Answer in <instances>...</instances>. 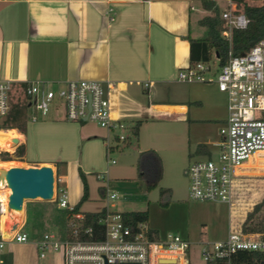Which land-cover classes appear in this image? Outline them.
I'll return each instance as SVG.
<instances>
[{"label":"crops","instance_id":"1","mask_svg":"<svg viewBox=\"0 0 264 264\" xmlns=\"http://www.w3.org/2000/svg\"><path fill=\"white\" fill-rule=\"evenodd\" d=\"M195 12L200 16L192 20ZM208 16L198 0H0V81H11L18 88L35 81L49 86L69 81L109 84L111 116L139 124L137 142L145 122L169 117L186 126L188 164L212 159L222 141L219 131L227 119V98L214 81H178L179 71L190 67L187 37L207 38L199 22ZM203 31L206 36H199ZM17 101L26 103L18 94L12 104ZM73 130L82 151L108 139L106 131L91 134L83 126ZM0 131H6L5 140H17L14 154L23 143V132ZM4 153L0 150V157ZM23 163L26 168L48 165L55 173L60 164ZM27 212L26 205L25 221ZM3 222L9 221L0 218V226ZM35 241L8 244L2 264H63L59 253L40 259Z\"/></svg>","mask_w":264,"mask_h":264},{"label":"built area","instance_id":"2","mask_svg":"<svg viewBox=\"0 0 264 264\" xmlns=\"http://www.w3.org/2000/svg\"><path fill=\"white\" fill-rule=\"evenodd\" d=\"M224 2L221 20L223 39L229 43L227 61L212 69L207 63H196L179 71L178 81L182 83H208L214 81L217 90L227 98V119L219 134L222 141L215 158L193 161L188 164L184 175L189 179L188 195L197 203L225 204L235 207L236 184L241 178V169L254 155H264V38L247 53L234 56L231 50L232 30L245 29L248 20L237 13L235 0ZM246 3L264 4V0H239ZM46 83L31 82L24 87H15L11 81H0V117L10 111L15 95L22 97L36 114L30 121L36 123L38 116L50 114L55 98L61 101L64 120L67 122H90L108 133L104 147L108 165L115 160L110 155L121 152L135 137V126L111 116L110 85L97 81H69L56 93L48 89ZM13 144V139H11ZM14 146H19L18 144ZM107 172L103 173L104 179ZM106 184L103 195L110 202L117 201L118 195L110 191ZM7 188L0 193V218L7 217ZM53 204L65 211L62 236L45 233L34 242L38 256L44 259L48 254H61L63 264H189L190 243L176 234H168L163 239L154 238L144 223L132 228L126 225L121 213L105 210L99 221L102 239L92 236V230L83 227L84 215L74 213L69 207L66 187L57 179L53 194ZM23 226L8 238L0 226V264L8 244H25L30 236ZM239 251L263 252L264 239L245 235L230 229L226 240L204 244L201 257L204 264H217V260L228 259Z\"/></svg>","mask_w":264,"mask_h":264},{"label":"rangeland","instance_id":"3","mask_svg":"<svg viewBox=\"0 0 264 264\" xmlns=\"http://www.w3.org/2000/svg\"><path fill=\"white\" fill-rule=\"evenodd\" d=\"M214 1L219 4L222 11L224 4L219 0ZM199 12L192 13V20L200 16ZM199 36H206V32L203 31ZM208 65L212 73H215L219 63L212 57ZM61 88L62 86H48V89L55 93ZM32 114L36 113L31 109L27 110L21 152L14 155L13 144L9 146L11 152L5 151L9 154L8 163H13L9 168H26L23 161L28 164L42 161H50L56 165L60 163L56 166L57 173L63 178L68 204L72 208L78 204L83 194L79 174L81 172L88 187V201L81 206L80 213H97L107 205L113 212L122 213L124 210L146 212L148 215L146 227L154 231L160 239L168 234H176L190 243L189 264H204L201 257L203 245L226 240L230 229L238 228L246 213L264 196V155L261 154L254 155L252 160L245 162L240 171L235 207L229 209L225 204H201L190 200L188 195L190 182L184 175V170L188 166L186 126L169 117L147 119V123L145 122L139 131V141L132 137L130 144L121 152L110 155L115 164L108 165L104 144L100 146L97 144L89 151L84 148L82 151L79 147L82 145L79 135L73 130L83 126L91 134L102 135L104 129L90 122L65 121L61 101L57 98L53 100L48 116L37 115L38 122L32 123L30 121ZM51 117L55 120H51ZM2 120L0 117V123ZM145 148L155 151L162 165L161 180L150 193L146 192L144 182L138 179L136 168L138 152L145 151ZM105 172L107 175L101 179ZM54 176L55 189L58 178L56 173ZM106 184L110 186L111 192L118 195L117 201L110 202L104 197L102 188ZM26 205L27 221L23 213L22 225L23 231L30 236V242L39 239L45 233L62 236L66 215L64 210L57 208L53 203L33 202Z\"/></svg>","mask_w":264,"mask_h":264},{"label":"trees","instance_id":"4","mask_svg":"<svg viewBox=\"0 0 264 264\" xmlns=\"http://www.w3.org/2000/svg\"><path fill=\"white\" fill-rule=\"evenodd\" d=\"M237 13L246 17L248 24L245 29L232 30L231 32V50L234 56L247 53L261 39L264 38V4L246 3L235 0ZM203 8L210 13V16L203 18L199 25L207 30V38L194 40L187 37L189 44V63L190 66L196 63H209L212 57H215L219 66H223L227 61L229 43L222 38L221 33L224 30L221 20L220 8L214 1L201 0ZM27 120V104L17 101L11 105L9 113L3 118L0 130L17 129L23 132ZM138 127L133 129L134 136H137ZM21 152L20 147L16 149L14 155ZM3 156V157H2ZM1 161H9V154L1 155ZM136 168L138 179L145 184L147 193L152 192L157 186L162 176L161 159L153 150L141 152L137 155ZM83 186V194L75 205L73 212L78 213L81 206L88 201V187L84 175L79 172ZM58 178V173L56 172ZM236 184V191L238 190ZM162 193H164L162 191ZM161 193V194H162ZM235 198H238L236 193ZM83 227L92 230V236L98 240L102 239V227L99 221L105 215L104 208L98 213H85ZM121 217L129 227H136L138 223L146 224L148 215L146 212H123ZM242 234L258 236L264 239V196L253 205L240 226L236 229ZM152 237L157 238V234L151 231ZM217 264H264L263 252L239 251L232 254L228 259L217 260Z\"/></svg>","mask_w":264,"mask_h":264},{"label":"water","instance_id":"5","mask_svg":"<svg viewBox=\"0 0 264 264\" xmlns=\"http://www.w3.org/2000/svg\"><path fill=\"white\" fill-rule=\"evenodd\" d=\"M17 140H13V145ZM16 148V146H14ZM55 172L53 167H11L0 169V182L5 181L7 195V222L1 225V231L8 238L22 226L24 205L26 203H52Z\"/></svg>","mask_w":264,"mask_h":264},{"label":"bare ground","instance_id":"6","mask_svg":"<svg viewBox=\"0 0 264 264\" xmlns=\"http://www.w3.org/2000/svg\"><path fill=\"white\" fill-rule=\"evenodd\" d=\"M6 134V131H0V149L1 150H4V151H8V152H11V150L9 149V146H10V144H11V139H7V140H5L3 137H4V135ZM16 139H19V140H21V137H17ZM254 158V156L250 159V160H252ZM249 160V161H250ZM248 161V162H249ZM11 165H13V163L11 162V163H0V166H4V167H6V168H4V169H8ZM0 169H2V168H0ZM5 186V181L4 180H1V182H0V193H1V189H3L4 188V186ZM6 193H8V191L6 190Z\"/></svg>","mask_w":264,"mask_h":264}]
</instances>
